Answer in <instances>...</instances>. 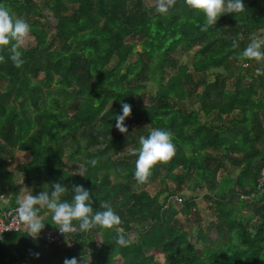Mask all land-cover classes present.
<instances>
[{"label": "trees", "instance_id": "trees-1", "mask_svg": "<svg viewBox=\"0 0 264 264\" xmlns=\"http://www.w3.org/2000/svg\"><path fill=\"white\" fill-rule=\"evenodd\" d=\"M37 2L57 20L51 35ZM0 5L13 18H24L35 43L21 49L24 63L19 68L9 59L10 46H0L1 214L18 206L20 186L13 184L3 157L17 148L29 154L21 169L26 185L37 186L33 195L50 191L56 182L68 189L63 199L70 200L72 187L81 185L89 190L94 211L101 202L113 208L121 220L117 227L129 241L121 246L115 230L97 227L47 244L40 235L57 227L41 208L45 225L39 236L29 237L25 228L4 234L0 264H63L71 257L78 264H113L116 257L120 264H264V193L253 200L239 197L255 189L264 166L263 149L255 146L264 129V58L241 56L253 35L264 29V0H244L241 12L222 14L205 30L203 14L190 10L185 0H173L167 14L151 15L142 0H0ZM64 12L70 13L62 16ZM193 47L198 48L189 72V62L173 55ZM132 55L136 59L129 61ZM39 73L44 88L34 80ZM231 77L232 88H224ZM146 82L156 86L151 104L141 100ZM198 89L197 109H188L185 101L196 97ZM8 96L7 103L3 97ZM122 103L131 106L124 124L143 122L144 128L125 133L116 129ZM200 114L213 115L214 122L201 121ZM95 128L98 135L85 140V132ZM156 128L171 133L175 155L152 169L146 182L158 179L163 188L151 195L132 190L138 184L134 150L140 136ZM68 140L74 143L69 156L83 174L65 168L62 155ZM127 147L128 153L120 155ZM230 167L237 169L233 177L227 173ZM218 171L226 172L219 181ZM167 181L175 183V190L185 182L190 191L204 184L215 207L208 226L217 234L211 246H193L177 225L178 214L195 225L201 218L191 200L167 189ZM172 196L178 200L173 202ZM257 199L262 212L241 214ZM132 229L137 232L134 241L126 236ZM204 237L197 231L195 240Z\"/></svg>", "mask_w": 264, "mask_h": 264}, {"label": "clouds", "instance_id": "clouds-1", "mask_svg": "<svg viewBox=\"0 0 264 264\" xmlns=\"http://www.w3.org/2000/svg\"><path fill=\"white\" fill-rule=\"evenodd\" d=\"M172 3L173 0H156V11L167 14ZM185 5L190 10L203 14L202 30H205L215 25L222 14L241 12L244 9V0H185ZM30 32L31 26L25 20L13 18L9 10L0 5V46H10L9 59L17 68L24 63L21 49ZM262 43L264 41L260 39H251L241 56L260 61L264 58ZM130 113L131 106L122 103L121 113L115 116V127L119 132L127 131L124 121ZM134 152L137 158L133 176L138 184H143L151 175L154 166L168 162L175 155L171 133L159 128L153 129L146 137L140 136L139 148ZM67 192L68 189L62 183L53 182L50 191L44 190L36 195L29 192L18 200V207L15 209L16 219L25 228L29 237L37 238L44 228L45 223L39 215L41 208H44L51 214V221L62 234L75 231L86 233L99 227L115 230L118 234L117 244L126 246L129 243L122 230L117 227L121 223L120 217L108 203L101 202L99 209L94 211L88 189L81 185L73 186L70 200L63 199ZM63 264H78V261L76 257L65 258Z\"/></svg>", "mask_w": 264, "mask_h": 264}, {"label": "rangeland", "instance_id": "rangeland-1", "mask_svg": "<svg viewBox=\"0 0 264 264\" xmlns=\"http://www.w3.org/2000/svg\"><path fill=\"white\" fill-rule=\"evenodd\" d=\"M142 2L147 6L149 15L157 12L156 8H155L156 0H142ZM36 6H37L38 11L41 10V13L43 14V19L41 20L43 27L47 31L48 35L53 34L55 32L56 23H57L56 18L54 17V15L52 14V12L50 10H48L47 8H45L42 5L41 2H37ZM69 13L70 12H64V14H61V15L66 16ZM20 19L24 20L23 17H20ZM253 38L262 40V38H264V29L261 30L260 33L254 34ZM128 41L129 42H135L136 40L133 38H129ZM34 45H35L34 40H33L32 36L29 35V37L26 40L23 48L28 49L30 47H33ZM136 48L138 49V46ZM196 48H198V47H193L191 49L184 50V51L178 50L173 55L177 60H179V62H185V63L189 62L188 63L189 72H191V68H190L191 56H192V54ZM135 59H136V56L132 55L129 58V61H134ZM171 73L169 72V74H171ZM42 75H43L42 73H39L38 76L36 77V79H34V80L36 82L38 81L40 86L42 88H44V84L40 80L42 78ZM194 77H195V75L193 76V78ZM213 79H214V77L211 75H209L207 77L208 81H212ZM234 81H235V77L228 78L224 82V88H226V89L232 88ZM3 89H4V82L1 81L0 82V93H2L1 91ZM155 89H156V86L154 84H152L151 82H146L144 84L143 88L141 89V100H142L143 104H151L153 102V95H154ZM198 93H199V89L197 90L196 97L191 96V98L186 99L184 105L188 109H190V108H196L197 109V101H198L197 95H198ZM3 98L4 99L7 98V100H6L7 103L9 101H11V96L10 97L9 96L3 97ZM191 103H193V107H192ZM199 119L201 121H205V122H209V123L214 122V116L213 115L203 116L202 114H200ZM262 124H264L263 121H262ZM125 125L127 127V130L128 129L135 130L137 128H144L143 122H140V123L132 122L131 124L125 123ZM263 128H264V125H263ZM84 131H85V129H83L82 132H84ZM99 132L100 131L97 130L96 128L93 130V132L91 134H88L86 131L85 136H84L85 140L91 139L92 136L96 137ZM260 133L262 135L259 137L260 139L258 141H256L255 146L257 148L260 146V148H262L263 152H264V144L261 143V142L264 143V129L260 128ZM78 136H79V134H78ZM0 143H1V139H0ZM73 146H74V143H72L70 140H68L66 142V144L64 146V152L62 155V160L65 163L66 170H68L70 172L80 173L81 172L80 164L77 163L76 160L71 159L69 156L70 152L73 150L72 149ZM128 151H129V148L127 147L120 153V155H124L125 153H128ZM3 157L5 158V165H6L7 170H9L12 173L13 184L20 186L18 199H22L23 196L29 192H32V194H34V192L37 189V186L35 184H32L31 186L26 185L25 178L23 175V171L21 169L22 164L26 163L29 160V154L27 152L20 151L17 148H15V149L13 148V149L9 150L8 153H4ZM236 172H237V169L230 167V169L228 170L227 173L231 177H233V176H235ZM225 173L226 172L218 171L215 175L216 180L219 181L225 175ZM188 185H189V183L185 182L184 184H182L180 189L175 190V188H174L175 183L171 182V181H167V185H165V186L171 192L175 190L176 191L175 194H177L183 200H191L196 206L198 215L201 218V222L198 225H195V224L191 223L190 221H188L186 219V217L183 216L182 214H178L175 217L176 221H177V225L188 233L190 242L193 244V246H196L198 248H201V246L203 244H207V245L211 246L214 243L215 238L217 236L215 230L213 228L208 227L209 223L214 221V219H215V207H214V204L212 202V198L211 199L208 198L209 193L206 190L203 183L199 184L192 191H190L188 189ZM162 188H163V185L158 181V179L148 181L144 184H132V190H134V191L145 190V191L149 192V194H151V195L155 194L159 190H162ZM230 190H232V189L230 188L229 191ZM7 191L9 194H11L10 189ZM163 195H161L159 197L160 200H162V198L164 197ZM230 195L231 194H227V198ZM172 198H175V197L172 196ZM233 203H237L235 197H234ZM174 206L176 209H180L182 204L181 203H178V204L175 203ZM261 206H262V201L260 202L257 199L253 202L248 203L247 206L245 208H242L240 211H241V214H243L245 216L253 214L256 211L259 214V212H262L261 208H260ZM2 212L3 211H1L0 214ZM197 231L203 233L205 236L204 238H201L198 241L195 240V236H196ZM136 234H137L136 230L132 229L130 232L126 233V236L128 239L134 241V240H136ZM97 242L99 243L98 238H97ZM67 246H69L71 248L72 245L67 244ZM48 247L49 246H46V248H48ZM156 258L158 261L162 260L161 255H157ZM120 263H121L120 258L116 257L113 264H120Z\"/></svg>", "mask_w": 264, "mask_h": 264}, {"label": "built area", "instance_id": "built-area-1", "mask_svg": "<svg viewBox=\"0 0 264 264\" xmlns=\"http://www.w3.org/2000/svg\"><path fill=\"white\" fill-rule=\"evenodd\" d=\"M264 193V166L261 168L259 172V176L257 178L256 187L252 192H249L245 195H240L239 197L242 200H252L254 198H257L261 194ZM2 195H0V199H2ZM175 197V196H174ZM170 200L177 201L178 198H170ZM16 207L10 208L8 211H6L2 216H0V242L2 241V237L6 233L11 232H18L23 226H21L17 219H16V213L15 209ZM65 234H62L58 231V229L53 230H46L43 231L40 236L45 240L47 244H56L61 241V239L64 237Z\"/></svg>", "mask_w": 264, "mask_h": 264}, {"label": "crops", "instance_id": "crops-1", "mask_svg": "<svg viewBox=\"0 0 264 264\" xmlns=\"http://www.w3.org/2000/svg\"><path fill=\"white\" fill-rule=\"evenodd\" d=\"M225 175H226V173H225ZM225 175H224V176H225Z\"/></svg>", "mask_w": 264, "mask_h": 264}]
</instances>
